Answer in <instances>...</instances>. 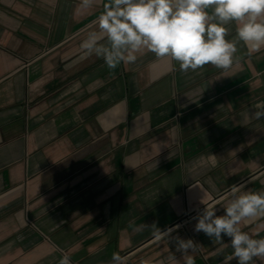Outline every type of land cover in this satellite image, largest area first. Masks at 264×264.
<instances>
[{
    "label": "crops",
    "instance_id": "crops-1",
    "mask_svg": "<svg viewBox=\"0 0 264 264\" xmlns=\"http://www.w3.org/2000/svg\"><path fill=\"white\" fill-rule=\"evenodd\" d=\"M108 2L0 0V264H223L229 238L195 217L264 191V118L244 119L264 102V47L249 55L233 21L227 70L146 49L110 69L80 47ZM239 227L264 238V216Z\"/></svg>",
    "mask_w": 264,
    "mask_h": 264
},
{
    "label": "clouds",
    "instance_id": "clouds-1",
    "mask_svg": "<svg viewBox=\"0 0 264 264\" xmlns=\"http://www.w3.org/2000/svg\"><path fill=\"white\" fill-rule=\"evenodd\" d=\"M94 0H82L84 7H91ZM212 7V12L208 9ZM264 0H109L104 11L98 16V30L88 33L81 42L84 56L95 53L110 69L121 62L134 64L136 53L146 49L157 58H170L179 63V69L187 73L205 65L218 69H229L234 63L237 47L226 39L229 29L225 25L238 22L236 34L247 47L249 55L264 47ZM216 21V22H210ZM106 39L110 47L99 43ZM250 118H264V102H258L254 110L244 113ZM234 185L233 192L240 191ZM264 216V191L244 192L217 215L211 207L195 217L194 231L203 232L209 239L222 242L229 238L233 249L224 258L223 264L233 259L237 264H251L254 258L264 262V238L254 239L239 227L241 220ZM171 229L159 236H170ZM176 250L185 256L195 244L191 239L176 237ZM174 258V257H173ZM118 253L112 256V264H120ZM59 264H71L64 256ZM186 264H194L187 257Z\"/></svg>",
    "mask_w": 264,
    "mask_h": 264
}]
</instances>
